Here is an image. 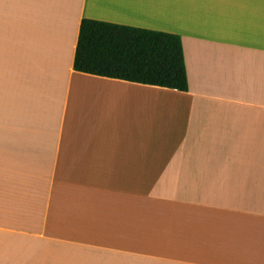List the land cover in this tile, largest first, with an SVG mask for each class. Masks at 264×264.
I'll list each match as a JSON object with an SVG mask.
<instances>
[{"label": "crops", "instance_id": "obj_1", "mask_svg": "<svg viewBox=\"0 0 264 264\" xmlns=\"http://www.w3.org/2000/svg\"><path fill=\"white\" fill-rule=\"evenodd\" d=\"M85 18L189 89L77 71ZM0 264H264V0H0Z\"/></svg>", "mask_w": 264, "mask_h": 264}, {"label": "trees", "instance_id": "obj_2", "mask_svg": "<svg viewBox=\"0 0 264 264\" xmlns=\"http://www.w3.org/2000/svg\"><path fill=\"white\" fill-rule=\"evenodd\" d=\"M74 67L92 75L189 89L182 37L170 32L85 18Z\"/></svg>", "mask_w": 264, "mask_h": 264}]
</instances>
